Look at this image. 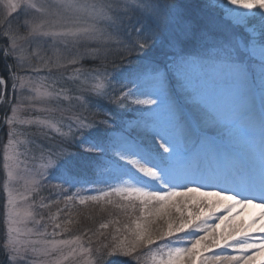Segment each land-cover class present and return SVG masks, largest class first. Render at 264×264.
Here are the masks:
<instances>
[{"label":"rangeland","instance_id":"obj_1","mask_svg":"<svg viewBox=\"0 0 264 264\" xmlns=\"http://www.w3.org/2000/svg\"><path fill=\"white\" fill-rule=\"evenodd\" d=\"M178 1L180 0H174L176 4ZM198 1L200 7L194 9L190 19H187L188 15L186 17L185 14V21L177 8L176 18L165 33V38L144 50H129L133 41L143 38L133 30L136 25L135 18L131 22L125 19L122 25L119 21L113 25L110 21L100 20L97 23L99 31L95 37L78 42L72 41L71 38L65 42L61 37H40L20 42L27 59L23 68L14 70V76L23 79L24 87H20V80H15L13 87L12 72H6L7 86H0L1 246L7 238V215L10 207L8 199L11 192L17 199L18 208L32 206L34 217L27 223V228H31L34 233L45 230L48 233L43 237L33 235V239L71 240L80 236L84 247L90 246L94 251L101 243L111 244L113 235L119 239L127 236L132 240L134 237L131 230L135 229L134 222L147 226L154 235L167 232L168 225L171 224L173 236L158 240L153 247L138 248L134 254L139 257L138 260L130 257L120 258L127 260L129 264H161V261L167 264L170 248L191 247L189 233L193 231V225L199 224L204 231H198L196 235L206 236L207 239L197 245L193 253L182 254L178 259H174V264H235V261L217 260L215 257L241 255L254 257L247 264H264V250H259V243L264 237V233L259 229L264 227V224H261L259 219H255V222L247 220L246 211H250L251 207L241 209L237 206L229 214L225 209L232 202L220 201L215 196L190 194L187 197L173 196L167 201L158 202L137 192L113 191L114 188L123 189L128 185L139 186L141 183L149 189L158 188V185L149 181H138L137 178L141 174L127 163V159H141L143 163L145 159L140 154L142 152L148 166H158L159 158H162L168 160L169 168H185V162L191 159L190 154L197 151L196 139L203 138L209 142L212 132L227 136L229 140L233 139L234 147L243 151L251 148L255 154L254 144L247 143L246 147L242 145L243 140L246 141L255 132H248L249 117L241 108L245 107L248 112L253 108L255 87L264 93V61L258 54L264 34V10H244L230 4L229 0ZM80 2L97 3L102 0ZM126 2L132 3L133 0ZM3 11L0 7V12ZM18 11L19 15L13 20V27L22 24L25 19H31V16H25L23 11ZM240 11L245 14L239 16L237 12ZM189 20L197 22L200 26L210 22L216 36L231 38L235 46L222 47V40H210L208 46L201 44L210 51V60H197L193 56H186L190 62L179 64L178 57L171 54L167 42L179 35L183 24ZM89 23L92 21L82 17L79 23L70 24L68 27L84 28ZM144 28L147 33L150 24L145 22ZM20 32L26 35L27 30L21 27ZM241 33L246 34V44L237 36ZM1 38L3 40L2 36ZM164 40L166 41L163 42ZM188 45L195 48V43ZM186 49L187 46L183 56L195 53V50L185 53ZM236 52L244 54L245 57L239 59L242 56L237 57ZM159 58L166 63L170 70L168 73L158 62ZM72 59L77 62L69 63ZM7 61L15 63L12 58ZM168 74L175 83L169 82ZM111 75L116 77V81L108 93L107 81ZM97 77L105 81L103 96H97L91 91L92 86L98 82ZM35 89L40 92L46 89L52 95L38 96ZM129 90L133 92L132 97L122 103L116 101L118 96ZM137 97L158 99L159 102L151 106L130 102ZM104 100L106 108L102 105ZM13 108L17 111L13 123L9 124L8 118L13 116ZM231 117L234 119L228 122ZM242 118L246 120L244 125L242 124L246 131L235 122ZM80 120L90 125L83 135L88 136L90 132L88 138H94L91 141L97 145V149L85 157L90 163L78 169L82 170L81 174L74 173L70 182L65 183L63 179L56 177L51 166L44 168L42 165L47 164L49 158L55 165L63 158V153L80 154L79 141L82 133L77 131ZM40 121L54 124L55 128ZM189 122H195L198 130L196 128L193 132ZM65 133L68 135H63ZM193 134L194 138L191 137ZM160 137L173 147L181 149V165L175 156L169 157L159 147L162 142ZM177 141L180 147L176 146ZM105 142L109 147L101 145ZM203 145L209 146L207 143ZM101 154L106 156L105 161L109 168L107 171L105 166L100 171ZM122 155L126 159H121ZM262 155L264 156V152ZM6 156L10 159L6 160ZM251 163L261 164L259 156L251 158ZM76 178H79V181L72 190ZM88 179L89 183L80 182ZM32 181L36 183L33 184ZM186 182L170 181L178 185ZM215 183L202 188V191L220 190ZM69 196L73 199L68 200ZM93 197L97 199L93 200ZM80 200L85 203H80ZM142 200L146 203L142 204ZM224 216H228V219H216ZM36 220L40 223L36 224ZM181 223L187 225L184 231H175ZM56 224L61 227L55 228ZM101 224L108 226L101 228ZM125 225L128 227L125 228ZM214 225L218 227L213 230ZM65 228L67 231H64ZM116 229H120V232L117 233ZM54 232L59 235H52ZM176 237L188 239L177 241ZM247 237L254 238L248 242H256L257 249L240 250V245ZM165 244L168 246L161 247ZM69 250L68 247L64 248V254ZM172 255L175 257L174 252ZM34 259L39 258H33L29 254L22 264H34ZM86 259L87 256L77 255L70 257L63 264H83ZM0 264H6L5 256ZM240 264L245 262L241 260Z\"/></svg>","mask_w":264,"mask_h":264},{"label":"snow or ice","instance_id":"obj_2","mask_svg":"<svg viewBox=\"0 0 264 264\" xmlns=\"http://www.w3.org/2000/svg\"><path fill=\"white\" fill-rule=\"evenodd\" d=\"M229 3L235 5L239 8L252 10L260 9L264 10V0H229ZM0 7L3 8V12H0V36L5 38V44L0 47V56H2L5 61L12 58L15 63L12 65H7L9 72L13 73V87H15V80H20V87H24V81L20 77L14 76V70L16 68H23L24 61L27 57L24 55V47L21 41H28L30 39H37L40 37H52L53 39L57 37L63 38L65 42L71 38L72 41L78 42L81 39H92L95 37L96 33L99 31L97 28V23L100 20L110 21L113 25L117 22L122 25L124 20L127 19L129 22L135 18L136 25L133 30L138 36H142V39H137L130 44L129 50L132 48L138 50H144L151 46H154L157 41H162L165 38V33L172 21L176 18V10L178 5L174 0H165L161 3L160 0H133L132 3L122 2V0H102V2L97 3H81L80 0H0ZM23 11L25 16H31V19H25L22 24H17L13 27V20L19 15V11ZM39 14V15H37ZM82 17H87L89 23L87 27H68L70 24H77L80 22ZM262 19H264V13H262ZM148 22L150 28L147 33H145L144 24ZM27 30L26 35H22L20 28ZM59 29V30H58ZM220 41L223 43L221 46L229 45L235 46L233 40L229 37H218L214 34L211 28L210 22L200 26L197 22L186 21L180 30L179 35L168 40L167 46L171 49V54L178 57V63L188 64L190 61L183 56L185 47L189 43H203L207 44L209 41ZM151 42V43H149ZM215 46V45H214ZM261 52L264 53V34H262ZM261 60L264 61V54L261 55ZM76 59H72L69 63L75 64ZM47 63V61H45ZM97 81L93 86L91 91L97 96H103L105 81L97 77ZM8 78L5 76H0V86H7ZM38 96L49 97L52 93L48 92L46 89L44 92H40L39 89H35ZM133 96V92L129 90L128 92L122 93L121 96L116 98L117 102H124ZM131 103L136 105H157L158 99L148 98L139 99L138 97L131 100ZM16 108L12 109L13 116L8 118V123L12 124L16 115ZM42 124H48V126L55 128L54 124H50L47 121H40ZM90 127L89 124L80 120L77 124V131L81 132L80 138V154L73 153H63V158L59 159L55 165H53L52 160L49 158L48 163L42 165L44 168L52 167L53 173L57 178L63 179L65 183L70 182V178L73 174L81 168L86 167L90 161L85 157L96 151L97 145L92 142L88 136L83 135L85 129ZM59 131V129H56ZM71 131V129H70ZM11 135V133L9 134ZM63 135H68L67 133ZM159 135V134H157ZM162 141L159 147L163 149L169 157L175 156L179 163L180 153L177 148L173 147L168 141L160 137ZM11 143V141H10ZM5 159H10L6 156ZM121 159H126L123 155ZM127 163L133 166L140 177L138 181H149L153 184L158 185L156 189H149L145 184L141 183L139 186L128 185L123 189H113V191H128L137 192L145 197H149L152 200L163 202L167 201L173 196H184L187 197L190 194H199L201 196H215L218 197L220 201H231L225 209L226 212L231 214L237 206L241 209L251 207H258L264 209V173L260 175L259 181L257 182L254 178H248L247 180H242L237 187L239 191H229L227 189H220L218 191H202L204 185L196 183V186H190L194 183L193 180L189 179L192 175L188 169L185 168H169L158 167L156 165L148 166L147 161L143 163L141 159L131 158L127 159ZM7 168L8 165L6 164ZM11 172L9 176L11 177ZM215 177H204L201 175L200 179H214ZM184 180L187 181L182 185L170 183V181ZM31 183H36L32 181ZM7 187V186H6ZM180 190H177V189ZM107 195V194H105ZM257 198H259V203H256ZM27 199V197H23ZM68 200L73 199L71 196L67 197ZM97 199L96 197L92 198ZM80 203H85L84 200H80ZM142 204L146 203L144 200L141 201ZM9 209L7 215V238L4 241L2 247H0V253L5 256L6 264H22L25 259L31 254L34 259V264H63L64 261L69 260L70 257H76L77 255L87 259L83 261V264H129L127 260L120 259L121 257H130L132 259H139L135 256L137 249L140 247H148L155 244L158 240H165L166 237L173 236V227L171 224L168 225L167 232H160L154 235L150 229L140 224L135 223V229L131 230L133 239L129 240L127 236L123 239H119L116 235L112 236V243H101L95 250L89 246L84 247L81 242V237L76 236L71 240H45V239H33V235L40 237L48 235L47 231L34 233L31 228H27V223L33 219L34 214L31 210L32 206L28 205L24 209L18 208L17 199L9 192L8 199ZM41 207H46V205H41ZM216 219L225 220L228 216L216 217ZM259 219L264 220V211L260 213ZM36 224L40 221L36 220ZM71 223V221H68ZM107 224H101V228H107ZM184 223H181L179 227L175 229L177 232L184 231ZM60 224H56L55 228H60ZM125 228L128 225L124 226ZM218 225L213 226V230ZM67 231V228L64 229ZM198 231H204L201 229L199 224L193 225V231L189 233L191 247H177L174 249H169V259L167 264H174V259H178L182 254L193 253L197 245L202 241L206 240V236H197ZM259 231L264 232V227L260 228ZM119 233L120 229H116ZM52 235H59V233H53ZM102 235V234H101ZM188 239L186 237H176L177 241H183ZM252 237H247L244 242L240 245V250L244 251L246 249H257V243H249V240H253ZM172 241H169L171 243ZM39 245V247L37 246ZM76 245V247H70ZM168 245H161V247H167ZM232 247V245H228ZM68 247L70 250L67 254H64V248ZM259 250H264V238L259 243ZM175 253L173 257L172 253ZM252 256H227V257H215V259L235 261V264H240L243 260L245 264L249 260H252ZM161 264H164L161 261Z\"/></svg>","mask_w":264,"mask_h":264},{"label":"trees","instance_id":"obj_3","mask_svg":"<svg viewBox=\"0 0 264 264\" xmlns=\"http://www.w3.org/2000/svg\"><path fill=\"white\" fill-rule=\"evenodd\" d=\"M204 2H205V1H204ZM194 3H195L196 6H200V3H199L198 0H194ZM195 5H194V8L196 7ZM184 8L186 9V5H184ZM191 8H193V6L189 7V8L187 9L186 12H188V13L191 14V11H188V10L191 9ZM198 8H199V7H198ZM167 37H168V36H167ZM3 40H4V42H5V39H4V38H3ZM165 41H166V40H165ZM165 41H164V42H165ZM0 45L4 46L3 44H0ZM198 45H199V44L195 43V46H196V47H197ZM204 50H205V49H203L202 51H204ZM198 53H199V52H198ZM199 56H200V55H199ZM203 56H204V55H201L200 57L203 58ZM3 61H5V59H4L2 56H0V76H5V77H7L6 72H7V74H10V73L8 72L7 67H5L7 71H6L5 68L3 67ZM4 63L7 64V61H5ZM115 81H116V77H113V75L109 76L108 81H107L108 93L111 92V89H112L113 85L115 84ZM105 102H106V100H104L102 104L104 105ZM104 108H106V104L104 105ZM96 114L99 115L98 112H97ZM0 171H2L1 164H0ZM77 171L79 172V171H81V170H77ZM0 247H2V246H1V243H0ZM3 257H4L3 253H0V261H1V262H3ZM124 258H126V257H124ZM127 259H128V258H127Z\"/></svg>","mask_w":264,"mask_h":264},{"label":"bare ground","instance_id":"obj_4","mask_svg":"<svg viewBox=\"0 0 264 264\" xmlns=\"http://www.w3.org/2000/svg\"><path fill=\"white\" fill-rule=\"evenodd\" d=\"M245 10V9H244ZM245 14L243 11L237 12V14L240 16L241 14ZM259 51V50H258ZM260 56L264 53H262L261 51L258 53ZM255 209H251L250 211H246V217L247 220H251V217L253 218L254 216L256 217H260L258 214L261 213L262 211H264V209L258 208V207H254ZM261 221L264 222V220L261 219ZM262 224V222H261ZM250 225V224H249Z\"/></svg>","mask_w":264,"mask_h":264}]
</instances>
